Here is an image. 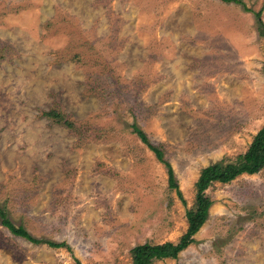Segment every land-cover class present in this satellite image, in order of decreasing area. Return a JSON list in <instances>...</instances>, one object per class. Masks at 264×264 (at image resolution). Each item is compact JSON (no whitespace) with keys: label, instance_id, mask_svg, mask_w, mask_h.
<instances>
[{"label":"rangeland","instance_id":"1","mask_svg":"<svg viewBox=\"0 0 264 264\" xmlns=\"http://www.w3.org/2000/svg\"><path fill=\"white\" fill-rule=\"evenodd\" d=\"M242 2L0 0V206L69 245L0 217V264H133L135 245L179 241L202 168L264 125V0ZM206 192L195 241L153 264H264V168Z\"/></svg>","mask_w":264,"mask_h":264},{"label":"trees","instance_id":"2","mask_svg":"<svg viewBox=\"0 0 264 264\" xmlns=\"http://www.w3.org/2000/svg\"><path fill=\"white\" fill-rule=\"evenodd\" d=\"M243 3L242 0H224ZM245 5V4H244ZM246 9H249L246 7ZM258 17L259 28H264V21L261 18V12H256ZM263 33V32H262ZM44 115L59 122L69 128H77L76 123L71 118L59 110L53 107L43 112ZM135 131L139 137L144 141L157 155L158 159L164 162L168 166L169 172V184L171 187L176 188L177 192L184 203H186L183 197L182 191L179 188V184L176 178L175 171L172 164L164 158V152L159 147L153 144L147 133L135 126ZM264 168V125L254 135L252 142L247 150L238 154L234 159H222L214 163H211L202 168L200 176L196 181V199L191 208L186 211L188 220V228L186 232L180 237L178 242L166 241L163 243H142L137 244L131 249L132 263L133 264H153L155 260L164 258H176L178 254L188 247L193 241H195L194 235L199 231L204 222L209 216L210 207L212 204L211 197L207 194V189L214 182H229L241 174L249 173L254 174L261 171ZM0 217L2 224L8 227L14 234L20 235L35 243H48L53 247H62L69 245L66 242H55L52 240H46L33 236L23 225H15V223L7 215L3 207L0 206ZM77 264L82 262L77 259Z\"/></svg>","mask_w":264,"mask_h":264}]
</instances>
